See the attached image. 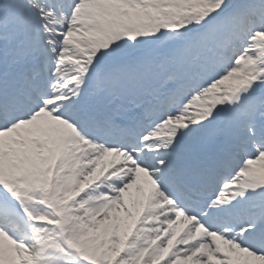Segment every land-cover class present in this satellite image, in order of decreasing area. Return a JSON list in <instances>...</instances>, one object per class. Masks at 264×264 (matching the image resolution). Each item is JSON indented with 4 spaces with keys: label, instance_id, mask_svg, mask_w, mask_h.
Wrapping results in <instances>:
<instances>
[{
    "label": "snow or ice",
    "instance_id": "snow-or-ice-1",
    "mask_svg": "<svg viewBox=\"0 0 264 264\" xmlns=\"http://www.w3.org/2000/svg\"><path fill=\"white\" fill-rule=\"evenodd\" d=\"M0 264H264V0H0Z\"/></svg>",
    "mask_w": 264,
    "mask_h": 264
}]
</instances>
